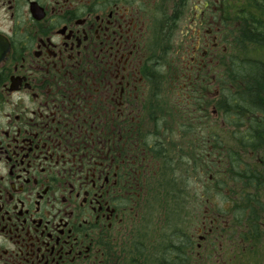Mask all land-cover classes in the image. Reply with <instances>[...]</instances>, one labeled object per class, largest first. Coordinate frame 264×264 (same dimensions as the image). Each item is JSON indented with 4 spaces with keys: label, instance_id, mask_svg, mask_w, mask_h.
I'll return each mask as SVG.
<instances>
[{
    "label": "flooded vegetation",
    "instance_id": "af4514ba",
    "mask_svg": "<svg viewBox=\"0 0 264 264\" xmlns=\"http://www.w3.org/2000/svg\"><path fill=\"white\" fill-rule=\"evenodd\" d=\"M257 64L264 0H0V264H264Z\"/></svg>",
    "mask_w": 264,
    "mask_h": 264
},
{
    "label": "trees",
    "instance_id": "16d2710c",
    "mask_svg": "<svg viewBox=\"0 0 264 264\" xmlns=\"http://www.w3.org/2000/svg\"><path fill=\"white\" fill-rule=\"evenodd\" d=\"M230 75L233 77V80H240L237 78L238 72L236 73L235 70H231ZM218 84L220 83L219 76L217 77ZM264 79V72L262 70L261 65L257 64L252 68H249L247 72H245V76L243 78L244 81L248 82V84H255L257 82H261ZM213 105H215L216 110L219 114H223V97L213 101ZM223 119V115H222ZM213 129L215 131L211 134V141L212 146L214 147V151L212 152V156H217L218 159H222V163L219 165H215L212 167L203 166L200 167L199 165L195 166L193 169H189L187 166H183L181 164L180 170L184 172V175H181L180 178L190 177L194 179V185L196 184L197 187L201 185L200 183H205L208 180V177L212 175L216 178L219 185H222V182L219 181L220 178H223V129L220 125V121L216 120L215 124H213ZM193 182L191 181L189 186H191ZM200 187V186H199ZM200 197V189L196 188V192L193 195V198L196 202L199 201ZM173 204V202H172ZM171 201H165L164 204V212L166 215V223H172V219L174 217V207L172 206Z\"/></svg>",
    "mask_w": 264,
    "mask_h": 264
},
{
    "label": "rangeland",
    "instance_id": "374dc122",
    "mask_svg": "<svg viewBox=\"0 0 264 264\" xmlns=\"http://www.w3.org/2000/svg\"><path fill=\"white\" fill-rule=\"evenodd\" d=\"M177 40L179 41L180 39H177ZM177 40H176V41H177ZM253 55H254V56H253ZM253 55H251V54L249 53V57H251V58H253V59L257 58V55H256V54H253ZM194 186L197 187L196 184H195ZM190 201H191V199H190ZM190 201H189V202H190Z\"/></svg>",
    "mask_w": 264,
    "mask_h": 264
}]
</instances>
